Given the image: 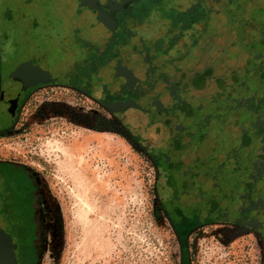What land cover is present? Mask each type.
<instances>
[{
    "label": "flooded vegetation",
    "instance_id": "1",
    "mask_svg": "<svg viewBox=\"0 0 264 264\" xmlns=\"http://www.w3.org/2000/svg\"><path fill=\"white\" fill-rule=\"evenodd\" d=\"M74 14L85 16L73 24L74 35L62 16H51L30 42L32 65L50 71L54 81L27 88L18 81L14 94L10 75L26 65H3L0 135L25 125L23 110L46 86H71L98 106L117 102L122 115L134 101L142 109L128 112L157 131L139 140L154 147L164 208L185 247L183 264H190L194 230L209 222L254 228L258 210L247 187L264 130V0H93ZM234 32L236 42L223 52L218 37ZM69 44L77 54L72 61ZM146 53L153 63L148 77L147 62L136 60ZM241 59L253 61V73L241 72ZM234 90L236 107L225 103ZM223 102L225 111L214 114ZM41 210L31 169L0 158V264H37Z\"/></svg>",
    "mask_w": 264,
    "mask_h": 264
},
{
    "label": "rangeland",
    "instance_id": "2",
    "mask_svg": "<svg viewBox=\"0 0 264 264\" xmlns=\"http://www.w3.org/2000/svg\"><path fill=\"white\" fill-rule=\"evenodd\" d=\"M92 5L93 0H0V83L3 65L9 70L17 62L32 74L52 77L32 65L34 32L58 15L77 32L73 24L85 16L74 11L81 14ZM236 37V32L218 37L223 52ZM68 54L70 61L77 58L72 44ZM240 66L242 73L254 71L252 60L241 59ZM33 93L39 100L28 101L21 115L25 125L0 135V158L24 162L35 177L42 209L37 264H183L185 247L164 208L154 147L139 140L146 132L157 135L145 129L149 119L136 112L122 115L103 102L98 106L71 86ZM238 93L225 103L236 107ZM225 103L212 112L225 111ZM63 146L83 160L80 175L66 167ZM190 241V264H264V234L250 226L209 222Z\"/></svg>",
    "mask_w": 264,
    "mask_h": 264
},
{
    "label": "water",
    "instance_id": "3",
    "mask_svg": "<svg viewBox=\"0 0 264 264\" xmlns=\"http://www.w3.org/2000/svg\"><path fill=\"white\" fill-rule=\"evenodd\" d=\"M103 17L104 14L102 13L101 18ZM141 59H144V61L147 62V64L149 65L148 74L146 73L144 74V76L146 75V77H148L149 74L153 72V63L150 59L149 53H146L143 56V58L136 57V60L138 62H141L140 61ZM18 81L22 82L23 88H27L29 86L38 85L40 83H50L54 80L51 77L37 78L29 71L27 67H23L19 70L13 71L10 75L8 87L10 88V91L14 94L15 92L18 91L16 87L17 86L16 82ZM133 84L134 83H132V86ZM10 101L14 103L15 99H11ZM107 105L112 111H121L124 108V105L118 107L117 102H112V101H109ZM133 108L142 109L139 104L132 101L130 102V104H128L127 108L123 110V112L127 113L128 111L133 110ZM254 168H255V175L251 179L250 186L247 188L249 191L254 193L251 199V203L254 207L257 208L258 213L254 221L251 223L254 226V228H256L257 230L261 231L264 234V130L262 133L261 141L256 148V158L254 161Z\"/></svg>",
    "mask_w": 264,
    "mask_h": 264
},
{
    "label": "bare ground",
    "instance_id": "4",
    "mask_svg": "<svg viewBox=\"0 0 264 264\" xmlns=\"http://www.w3.org/2000/svg\"><path fill=\"white\" fill-rule=\"evenodd\" d=\"M63 152L66 155L67 161L65 162L66 167L74 173V176H78L82 173V171L80 170L81 167H83L82 163L83 160L81 158L76 157V155L74 154V149L73 148H69V147H60ZM79 169V170H78Z\"/></svg>",
    "mask_w": 264,
    "mask_h": 264
},
{
    "label": "trees",
    "instance_id": "5",
    "mask_svg": "<svg viewBox=\"0 0 264 264\" xmlns=\"http://www.w3.org/2000/svg\"><path fill=\"white\" fill-rule=\"evenodd\" d=\"M9 14L15 19V11H14V9L9 10Z\"/></svg>",
    "mask_w": 264,
    "mask_h": 264
}]
</instances>
